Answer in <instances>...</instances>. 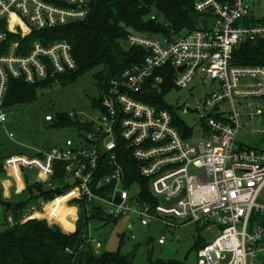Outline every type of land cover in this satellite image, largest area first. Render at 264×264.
<instances>
[{
	"label": "built area",
	"instance_id": "1",
	"mask_svg": "<svg viewBox=\"0 0 264 264\" xmlns=\"http://www.w3.org/2000/svg\"><path fill=\"white\" fill-rule=\"evenodd\" d=\"M254 1L193 0L200 29L180 37L129 35V47L144 50V59L111 79L102 113L85 122L92 126L80 142L67 139L64 146L34 157L5 160V170L19 169L21 176L26 175L21 170L31 171V183L54 189L59 164L72 182L65 195L32 205L21 221L46 216L58 200L76 199L89 214L96 210L116 220L137 218L144 226L165 225L160 245L181 225L218 226L220 235L199 249L198 264H264V151L235 149L237 134L244 128V109L254 108V103L242 102L264 101V66L234 63L240 44L264 39V21L251 14ZM89 4L90 0H0V130L6 131L12 81L51 87L77 69L71 45L50 33L85 20ZM34 36L39 40L33 41ZM181 68L185 69L180 72ZM158 70L174 72L178 88H187L197 76L205 84L219 82L220 89L204 105L206 140L185 138L169 110L143 100L147 87L155 89L164 82ZM261 115L257 105L248 117ZM45 121L54 118L46 116ZM126 154L148 183L149 194L128 178L122 162ZM6 224H16L12 215L6 216ZM88 243L101 253V243L90 232Z\"/></svg>",
	"mask_w": 264,
	"mask_h": 264
},
{
	"label": "trees",
	"instance_id": "2",
	"mask_svg": "<svg viewBox=\"0 0 264 264\" xmlns=\"http://www.w3.org/2000/svg\"><path fill=\"white\" fill-rule=\"evenodd\" d=\"M89 9L90 14L85 20L59 28L50 34L54 39L71 45L77 64L74 72L60 76L59 81H74L79 75L97 70L94 77L103 87L101 103L111 79L120 77L127 68L144 59V50L129 47V35L180 37L196 30L192 18L195 12L193 0H90ZM126 44L128 48L125 47ZM234 63L243 67L264 66V39L240 44L234 53ZM156 74L164 77V82L159 87H169L173 82L174 72L158 70ZM47 87V84L30 86L12 81L7 108L34 103L38 99V90ZM159 87H147L142 98L149 105L168 110L158 96ZM100 107L102 110L101 104ZM58 119L61 123H69L74 117L59 115ZM80 128L88 127L80 124ZM122 162L128 178L132 177L143 185L145 193L149 194L148 183L138 176L137 166L129 154L124 155ZM3 164L0 165L2 174ZM71 183L63 165L59 164L53 177L54 189L27 180L26 189L17 202H13L10 211L3 206L5 200L0 185V208L7 212L4 222L0 223V264H133L119 254L95 252L88 243L90 224L94 217L102 221L112 218L102 211L93 210L89 214L79 201L75 202L80 206V212L73 232L67 233L42 217L21 221L22 215L32 205L50 202L65 195L71 189ZM64 202V199L58 200L49 207L47 216L54 218L53 213L60 211ZM7 215H12L16 220L13 227L7 226Z\"/></svg>",
	"mask_w": 264,
	"mask_h": 264
},
{
	"label": "rangeland",
	"instance_id": "3",
	"mask_svg": "<svg viewBox=\"0 0 264 264\" xmlns=\"http://www.w3.org/2000/svg\"><path fill=\"white\" fill-rule=\"evenodd\" d=\"M250 5L253 7L251 14L255 20L264 21V0L254 1ZM38 37L34 36L32 40L37 41ZM125 47L128 48V45ZM96 72L97 70L79 75L74 81H59L51 87L39 89L38 99L34 103L9 108L6 131L0 130V165L12 156L24 155L31 158L40 151L62 147L67 139L80 142V137L90 131L88 128L81 129L80 124L91 122L102 113L100 104L103 87L94 77ZM219 89L218 81L205 84L197 76L187 88H178L173 82L169 87H159L158 96L165 108L171 111L180 133L192 142H201L207 139L209 133L208 113L204 109L206 99ZM249 103H254V108L244 109V128L237 134L235 149L264 151V101L246 100L242 105L247 106ZM257 105L263 110V115L254 116L251 120L248 116L255 111ZM186 108L198 109L199 114L187 113ZM59 115H74V119L69 123H61ZM46 116H52L54 121L46 122ZM27 118L39 121L41 130L34 131L19 124V121ZM9 134H13V138ZM3 170L4 174L0 173V185L1 181L7 179L16 181L17 173L13 169L5 170L3 164ZM21 171L23 174L32 173L29 170ZM18 172L21 175L19 169ZM76 201L78 200L72 199L70 202ZM6 214L1 207L0 223L4 222ZM53 214L54 218L51 219L47 215L40 217L50 224L60 226L67 233L75 231L79 214L67 208ZM132 221L134 225L131 227ZM165 231L163 224L144 226L137 218L118 221L107 218L102 221L94 217L90 224L91 236L102 245L101 254H119L133 264H198L199 249L214 242L220 235L218 226L207 229L186 224L173 229L167 235L166 243L160 245L158 240L165 235ZM149 238L154 239L152 246L146 245Z\"/></svg>",
	"mask_w": 264,
	"mask_h": 264
},
{
	"label": "crops",
	"instance_id": "4",
	"mask_svg": "<svg viewBox=\"0 0 264 264\" xmlns=\"http://www.w3.org/2000/svg\"><path fill=\"white\" fill-rule=\"evenodd\" d=\"M14 171L17 173L16 176H18V178L15 179L16 180L15 182H13L10 179H7L6 181H1L2 196L6 202H10L12 204L13 202H17L18 198L22 195V193L26 189V181L27 180L31 181L33 177L32 173L21 176L20 173L18 172V169L17 170L14 169ZM13 183H14V187H13ZM70 201L71 199H65V202L63 204V206L65 205V207L63 208L64 209L67 208L68 210L70 209L72 212H76L77 214H79L80 206L78 204L71 203ZM72 220H74V217L72 218Z\"/></svg>",
	"mask_w": 264,
	"mask_h": 264
},
{
	"label": "water",
	"instance_id": "5",
	"mask_svg": "<svg viewBox=\"0 0 264 264\" xmlns=\"http://www.w3.org/2000/svg\"><path fill=\"white\" fill-rule=\"evenodd\" d=\"M192 18H193V21H194L196 29H200V24H199L200 15L197 14V13H194L192 15ZM184 69L185 68H181L180 72H182ZM186 112L187 113H193V114H199V110L198 109L186 108ZM19 124L24 126V127H26V128H29L31 130H34V131L41 130V123L39 121H37V120H33V119H30V118H27L25 120L19 121ZM84 125L87 126V127H91L92 126L91 123H85ZM3 206L5 207V209L7 211H10L11 208H12V203L5 201V202H3ZM153 242H154V239L153 238H149L146 245L147 246H152Z\"/></svg>",
	"mask_w": 264,
	"mask_h": 264
},
{
	"label": "bare ground",
	"instance_id": "6",
	"mask_svg": "<svg viewBox=\"0 0 264 264\" xmlns=\"http://www.w3.org/2000/svg\"><path fill=\"white\" fill-rule=\"evenodd\" d=\"M13 170H14V169H13ZM56 202H57V201H56ZM56 202H54V203H56ZM54 203H53V204H54ZM53 204H51L49 207H51ZM49 207H48V208H49ZM48 208H47V209H48Z\"/></svg>",
	"mask_w": 264,
	"mask_h": 264
}]
</instances>
